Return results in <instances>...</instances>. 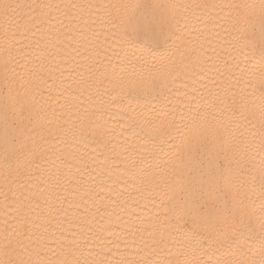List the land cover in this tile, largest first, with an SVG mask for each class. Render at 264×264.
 Instances as JSON below:
<instances>
[{
	"label": "snow or ice",
	"instance_id": "1",
	"mask_svg": "<svg viewBox=\"0 0 264 264\" xmlns=\"http://www.w3.org/2000/svg\"><path fill=\"white\" fill-rule=\"evenodd\" d=\"M21 8L37 14L14 21L16 30H40L41 39L0 63V125L12 145L3 195L10 190L17 205L13 221L0 225V264H264V0L0 5L6 21ZM182 10L191 15L177 19ZM97 24L116 38L114 64L92 55ZM73 30L80 39L68 41L63 62L88 63L77 62L66 89L51 49L61 51ZM193 33L210 46L201 43L195 57L184 39ZM89 144L91 153L81 151ZM38 156L50 166L41 168ZM74 167L90 169L98 204L115 193L113 211L141 198L167 207L149 229L142 220L126 225L135 258L90 251L105 229L85 227L83 216L79 235L62 227L45 235L64 211L50 197L64 202Z\"/></svg>",
	"mask_w": 264,
	"mask_h": 264
},
{
	"label": "bare ground",
	"instance_id": "2",
	"mask_svg": "<svg viewBox=\"0 0 264 264\" xmlns=\"http://www.w3.org/2000/svg\"><path fill=\"white\" fill-rule=\"evenodd\" d=\"M27 3L29 0H0V5L3 3ZM59 2V0H58ZM79 2V0H78ZM249 2L259 4L260 0H249ZM37 13L31 12L28 8H21L15 11H10L8 16L9 19L6 21L2 9H0V63H3L5 60H12L13 57L19 59V54L26 51L35 50V42L41 39V31L33 29L36 32L35 35L32 34V31L22 32L16 30V25L14 21L23 20L30 15H36ZM60 15L59 13H55ZM190 16V12H184L183 10L180 13V16L177 19H180L181 16ZM183 23V21H182ZM9 24L11 28L8 30L9 39L5 40L4 32L8 28ZM44 26L41 25V29ZM13 30L17 31V35L13 38L11 33ZM95 32L97 35L92 37L91 52L95 59L99 60L101 64L107 63L110 60L113 64L116 63V57L114 52L119 51L116 46V38L112 36L111 31L107 30L104 27H101L99 24L95 26ZM91 35V32L88 33ZM80 37L73 32H69L64 43L60 45L61 51L56 52L55 49H51L55 55V59L52 60V64L55 65V76L58 79L64 80V87L67 89V86L75 80L76 64L79 61L80 63H88V61L83 60V56H75L73 59L69 57L68 64L65 65L63 62L64 52L68 49V41H72V47H76V41ZM185 40H191L192 47L196 48L197 51L193 53V56H198L201 54L202 50L200 49V44L203 43L204 47H210L203 35L199 33H193L192 35H185ZM28 45L33 47L30 49ZM165 47L163 40L160 44V50L162 51ZM220 52L219 49H217ZM83 52V49H81ZM98 53V55H97ZM208 55L216 57V52H208ZM225 52H220L221 57H226ZM222 63V61H218ZM2 87V85H0ZM55 95L54 93H51ZM48 95V93H45ZM63 103V101H61ZM107 119V117H104ZM67 127H71V124H68ZM62 147L63 145H58ZM12 145H6L3 142V127L0 125V225L3 224L5 219L8 221H13L16 216V203H14V197L12 192L8 191V198L5 200L3 192L7 190L5 188L6 181L4 175L7 171L4 156L6 149H10ZM81 151H86L91 153L92 145L89 144L87 148L83 145L79 146ZM23 157L21 158V163H24ZM35 163H39L41 168H48L50 165L46 164L39 156L36 158ZM162 166L167 167L168 165H163V160L161 161ZM81 168L83 166H80ZM70 179L73 181L72 186L69 188L68 193H61L62 197L66 196L64 202L61 204L55 199L56 193L53 192L50 200L53 206L59 204V207L63 209L61 215L55 216L52 219V224L48 225L50 231L45 233V235H50L51 230H55L57 235H60L59 229L62 227L64 234L68 235L70 233H76L79 235L81 230V216L85 217L87 224L85 227H91L93 230L104 228L105 231L101 234L102 238L99 240L93 241V245L90 248V251L93 253L100 252L104 257L111 258L112 260L119 259H132L134 256V249L130 246L126 247L123 239L125 228L127 224H132L133 222L140 223L145 229H149L152 223H162L165 219V214L167 212V207L161 205L159 198H155V202H150L153 198H141L139 201H133L129 199L128 203L123 207H115L113 211V205L109 202L116 199L115 193L111 196H108L106 193H102L106 197L105 200L97 203L98 197L96 192L93 189L94 182L91 180L90 169H84L82 173L77 172L75 167L70 173ZM78 181V182H77ZM19 193L23 191L22 189H16ZM35 191V190H34ZM160 191V189H157ZM147 203V207H144L143 204ZM71 204V207L69 206ZM99 207V211H97ZM159 213V219H157L156 214ZM66 214V219L64 216ZM112 234L109 235L108 233ZM111 241V243H109ZM55 247V245H51ZM91 258V257H90Z\"/></svg>",
	"mask_w": 264,
	"mask_h": 264
}]
</instances>
